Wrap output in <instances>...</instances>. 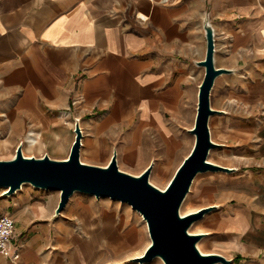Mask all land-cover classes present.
Returning <instances> with one entry per match:
<instances>
[{
	"label": "crops",
	"instance_id": "0c3cea01",
	"mask_svg": "<svg viewBox=\"0 0 264 264\" xmlns=\"http://www.w3.org/2000/svg\"><path fill=\"white\" fill-rule=\"evenodd\" d=\"M206 21L214 64L229 70L211 88L209 129L241 150L235 169L220 174L222 229L234 231L240 264H264V0H0V158L21 143L25 155L64 159L79 121L85 163L105 166L116 152L132 174L179 165L195 141ZM24 199L0 203L20 253L0 252V264L115 259L51 219L48 206L32 211L41 199Z\"/></svg>",
	"mask_w": 264,
	"mask_h": 264
},
{
	"label": "water",
	"instance_id": "95a60500",
	"mask_svg": "<svg viewBox=\"0 0 264 264\" xmlns=\"http://www.w3.org/2000/svg\"><path fill=\"white\" fill-rule=\"evenodd\" d=\"M206 37L205 58L198 61L205 73L199 85L197 112L190 131L195 141L177 166L165 188H159L149 181L152 163L141 173L132 174L121 170L114 152L105 166L85 163L80 160L79 151L82 129L75 122L74 140L69 154L64 159L42 156H28L18 144L11 158H0V187L4 195H10L24 183L35 187L58 190L59 201L55 214H59L70 195L77 190L108 196L127 202L138 210L145 219L150 243L140 261L161 257L165 264H215L229 263V259L217 252L203 253L197 246L201 233L190 232L192 222L199 218L207 207L181 214L179 207L189 191L195 175L206 170L231 171L235 168L223 166L208 159L209 151L217 143L211 139L209 117L215 109L210 105V91L217 75L229 71L214 64V37L212 26L203 24Z\"/></svg>",
	"mask_w": 264,
	"mask_h": 264
},
{
	"label": "rangeland",
	"instance_id": "374dc122",
	"mask_svg": "<svg viewBox=\"0 0 264 264\" xmlns=\"http://www.w3.org/2000/svg\"><path fill=\"white\" fill-rule=\"evenodd\" d=\"M211 118L215 114L210 115ZM211 138L217 143L212 147L208 154V159L223 166L234 168L239 164L241 150L235 145H225L224 141L216 137L213 130L210 132ZM177 160L176 156L173 157ZM181 160V156L179 157ZM178 162L170 165L161 166L153 163L149 174V181L159 188H165L172 177ZM224 170H206L199 172L193 178L189 191L183 199L179 212L183 214L196 211L199 208L207 207V210L189 227L190 232L201 233L197 241L204 251L217 252L229 259L227 264H240L236 256L234 244L231 242L232 233L230 229L223 230L224 212L222 209L225 203L220 204V189L222 178L220 174ZM3 187H0V203H15L18 206L24 201L31 199H41L43 205L48 206L53 212L59 201L60 192L58 190L35 187L30 183H24L19 189L10 195L3 194ZM118 202L117 199H111L108 196L96 197L94 194L85 191H74L61 214L51 219L61 218L75 226L76 235L83 237L87 241V246L92 249L94 243L98 242L100 254L115 253V259L105 261L100 260L99 264H161L157 257L149 261H140L138 257L143 254L145 246L150 239L144 225L141 224L143 234L141 233L139 223L135 218V209L127 202ZM111 203L119 205V210L109 208ZM218 203V204H217ZM217 204V205H216ZM124 207H127V224H121V216L125 213ZM142 222V221H141ZM114 247V248H113ZM215 264H225L221 261Z\"/></svg>",
	"mask_w": 264,
	"mask_h": 264
},
{
	"label": "built area",
	"instance_id": "2783aa9c",
	"mask_svg": "<svg viewBox=\"0 0 264 264\" xmlns=\"http://www.w3.org/2000/svg\"><path fill=\"white\" fill-rule=\"evenodd\" d=\"M15 233V219L9 213H0V252L13 260L18 259V247L12 244Z\"/></svg>",
	"mask_w": 264,
	"mask_h": 264
},
{
	"label": "bare ground",
	"instance_id": "6f19581e",
	"mask_svg": "<svg viewBox=\"0 0 264 264\" xmlns=\"http://www.w3.org/2000/svg\"><path fill=\"white\" fill-rule=\"evenodd\" d=\"M36 135H37V133H36L35 131H33L32 133H31V131H30V132L26 135V140H27V142L30 144L31 141L35 140ZM77 191H78V190H77ZM3 192H4V190H3ZM75 192H76V191H75ZM118 202H120V201L118 200ZM36 204H37V205H33V206L31 205V209H32V211H35V210L43 211V210H44V207H43V204H42L41 201L37 200ZM108 206H109V208H114V209H117L118 211H120V210H119V205H116V204L111 203V205L109 204ZM26 207H28V205H24V206H23V208H26ZM123 209H124L125 213L120 217V218H121L120 220L122 221L121 224H127V221H128V220H127V219H128V217H127V212H129V210L127 209V207H124ZM135 212H136V213H135V218H136L137 222L139 223L141 233L143 234V230H142V227H141V224H142V225H144L147 234H149V232H148V227H147V223H146L145 219L143 218L142 214H141L138 210H135ZM181 214H183V211H181ZM141 221H142V222H141ZM149 243H150V240L148 241V244H149ZM148 244H147V245H148ZM147 245L145 246V248L147 247ZM197 246H198V248H199L203 253H208V251H204V250L201 248V246L199 245V243H197ZM143 252H144V251H143ZM157 258L160 260V263H161V264H165L161 257L158 256Z\"/></svg>",
	"mask_w": 264,
	"mask_h": 264
}]
</instances>
